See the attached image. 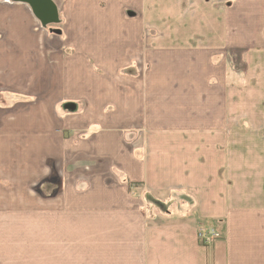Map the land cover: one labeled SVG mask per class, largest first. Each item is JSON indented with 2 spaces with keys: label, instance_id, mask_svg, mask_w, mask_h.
Listing matches in <instances>:
<instances>
[{
  "label": "crops",
  "instance_id": "0c3cea01",
  "mask_svg": "<svg viewBox=\"0 0 264 264\" xmlns=\"http://www.w3.org/2000/svg\"><path fill=\"white\" fill-rule=\"evenodd\" d=\"M55 2L0 0V264H264V0Z\"/></svg>",
  "mask_w": 264,
  "mask_h": 264
},
{
  "label": "water",
  "instance_id": "95a60500",
  "mask_svg": "<svg viewBox=\"0 0 264 264\" xmlns=\"http://www.w3.org/2000/svg\"><path fill=\"white\" fill-rule=\"evenodd\" d=\"M27 3L44 26L60 22V15L55 0H12ZM61 32L60 30L58 31Z\"/></svg>",
  "mask_w": 264,
  "mask_h": 264
},
{
  "label": "rangeland",
  "instance_id": "374dc122",
  "mask_svg": "<svg viewBox=\"0 0 264 264\" xmlns=\"http://www.w3.org/2000/svg\"><path fill=\"white\" fill-rule=\"evenodd\" d=\"M185 197H183V198H181V199H178V201H183V200H185L184 199ZM146 201L149 203V205H151V206H155V207H157L158 205H160L159 206V210H163V207L161 206V205H163V203H158V205H157V203L156 202H154L153 200H149L148 199V197L146 198ZM191 201H193V198H192V200ZM158 208V207H157ZM161 208V209H160ZM151 212H152V210H151ZM155 213H158L157 211H155ZM194 214H195V211H192V213H188V216L189 217H193L194 216ZM154 218V220L155 219H157V218H155V217H151V219H153ZM174 220H184V217H176ZM166 221H168V219H162V218H159L156 222H166Z\"/></svg>",
  "mask_w": 264,
  "mask_h": 264
},
{
  "label": "built area",
  "instance_id": "2783aa9c",
  "mask_svg": "<svg viewBox=\"0 0 264 264\" xmlns=\"http://www.w3.org/2000/svg\"><path fill=\"white\" fill-rule=\"evenodd\" d=\"M217 236H219V234L215 230H211L210 232H207V233H204V232L200 233V237L204 239V241L207 243H210L212 239Z\"/></svg>",
  "mask_w": 264,
  "mask_h": 264
},
{
  "label": "trees",
  "instance_id": "16d2710c",
  "mask_svg": "<svg viewBox=\"0 0 264 264\" xmlns=\"http://www.w3.org/2000/svg\"><path fill=\"white\" fill-rule=\"evenodd\" d=\"M186 204H187V205H186L185 209L183 210V213H184V214H185V213H189V212L194 208V204H193V202L190 203V202L188 201ZM221 222H222V221H217V222H215V224H210V225L212 226V228L216 229V230L219 232L220 236H221L222 234H221V232L218 230V227H217L216 224H221ZM212 228H210V229H212ZM210 229H209V230H210Z\"/></svg>",
  "mask_w": 264,
  "mask_h": 264
}]
</instances>
